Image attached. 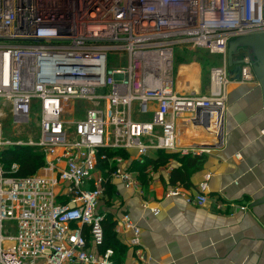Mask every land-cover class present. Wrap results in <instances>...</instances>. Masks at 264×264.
Returning a JSON list of instances; mask_svg holds the SVG:
<instances>
[{
  "label": "built area",
  "instance_id": "1",
  "mask_svg": "<svg viewBox=\"0 0 264 264\" xmlns=\"http://www.w3.org/2000/svg\"><path fill=\"white\" fill-rule=\"evenodd\" d=\"M262 32L264 0H0V104L14 127L29 126L37 111L39 133L35 141L5 140L0 113V158L5 147L30 146L43 161L19 176V164L4 168L0 159V264H118L112 249H100L107 182L143 196L131 160L205 152L179 145L180 123L219 139L228 84L254 79L248 53L231 79L228 43ZM176 46L222 58L209 70L208 93L174 88ZM49 55L60 77L40 72L38 58ZM77 101L88 104L78 118L69 107ZM186 201L202 206L209 197ZM121 222L118 231H130V246L139 247V228L126 213Z\"/></svg>",
  "mask_w": 264,
  "mask_h": 264
},
{
  "label": "crops",
  "instance_id": "2",
  "mask_svg": "<svg viewBox=\"0 0 264 264\" xmlns=\"http://www.w3.org/2000/svg\"><path fill=\"white\" fill-rule=\"evenodd\" d=\"M191 65L200 78L198 63L178 65L172 70L176 90L185 84L180 68ZM187 83L191 84L182 92L208 93L209 84L203 88L199 84L195 91L188 90L192 82ZM223 116L219 139L180 123L179 145L206 151L200 155L166 153L171 157L164 165H148L143 172L145 183L140 180L143 196L112 183L116 197L110 200L109 213L126 248L120 264H264V203L255 204L264 198V108L257 82L230 85ZM187 156H204L201 169L191 171L186 186L169 185L171 170L181 167ZM146 158L155 160L156 153ZM172 190L178 194L171 195ZM201 192L209 197L205 205L186 201ZM124 213L139 228V247L130 246V231H118L123 224L117 225L116 220Z\"/></svg>",
  "mask_w": 264,
  "mask_h": 264
},
{
  "label": "trees",
  "instance_id": "3",
  "mask_svg": "<svg viewBox=\"0 0 264 264\" xmlns=\"http://www.w3.org/2000/svg\"><path fill=\"white\" fill-rule=\"evenodd\" d=\"M184 48V47H183ZM205 51V50H204ZM109 156L114 154L123 155L125 152L121 150H106ZM126 155V154H125ZM171 155L164 154L161 151L156 153L155 160L144 159L143 162H138L136 160H131L128 169L136 170L141 172L140 180L145 183V176L143 175L144 170L148 165H154L155 167L164 165ZM126 158V156H124ZM1 162L6 165L4 168H8L12 163L19 164V176H27L34 174L36 170L43 164L42 157L39 153H33L28 148H22L14 146L11 148H6L2 150ZM205 161L204 156H187L181 161V167L171 170L170 177L168 180L169 185L173 186L176 183L185 184L188 181L191 171L200 170ZM102 165V164H101ZM112 184V183H111ZM186 186V184L184 185ZM116 197L115 187L106 185V206H110V200ZM115 221L113 216L108 212L106 213L105 219L102 223L103 227V244L100 247L101 250L110 248L114 252L113 259L120 264L123 260L126 248L119 240L116 232L114 231ZM101 252V251H100Z\"/></svg>",
  "mask_w": 264,
  "mask_h": 264
},
{
  "label": "rangeland",
  "instance_id": "4",
  "mask_svg": "<svg viewBox=\"0 0 264 264\" xmlns=\"http://www.w3.org/2000/svg\"><path fill=\"white\" fill-rule=\"evenodd\" d=\"M174 52H175V56L173 59L172 70H174V68L178 65L190 64L191 62H196V63H198V65L200 67V71H201L200 72V78H199L197 75V68L195 67V65L182 66L179 70L180 71L179 75L183 76V78L185 77L184 81H183V83H185V84H179L178 85L179 86L178 91H181V88L184 89V88H186L185 86L191 84V83H187L189 81L192 82V85L189 88H187L188 90L197 91V87L199 86V84H200L201 88H203L205 85H208L209 84V70H210V68L212 66L220 65L222 62L221 57L212 56L202 49L183 48L182 46H176ZM124 55H125V53L122 55H120V54H113V55L109 54V58H108L109 62L112 65H114L117 58L119 57L120 59H123ZM243 56H244V52L239 51L237 54L233 55V60L240 59ZM123 63H124V61H123ZM181 71H183V72H181ZM198 78L200 79V81L198 80ZM196 80L199 81V83ZM178 81H180V78H178ZM195 82L198 84L195 85ZM253 82H256L255 77L253 79ZM235 83L241 84V82H235ZM235 83L231 82L230 84H228V87L230 85H235ZM226 92H227V90H226ZM226 100H227V97H226ZM74 105H75V111L72 113V116L75 115L76 118L81 117V115H83V113H84V109L86 108V106H88V104L84 103L83 101H77V102L71 103V105L69 107H74ZM0 113L3 114L2 118H1V122L3 125V136H4L5 140H10L13 142H15L17 140L25 142L29 138H31L33 141L37 140L38 134H39L38 133V126H37V121H38L37 111L35 112L32 109V111H31V122H30L29 126H22V127H14L12 125V118H11L10 109L8 106H6V105L2 106L0 104ZM71 118L73 119V117H71ZM136 118L138 120H140V119L148 120L150 117H138L137 116ZM155 132H157V130ZM12 147H14V146H12ZM18 147L28 148L33 153H37L36 147H30V146H18ZM6 148H11V147H5L3 149H6ZM1 153H2V151H1ZM117 155L122 156L123 158H124V156H126V158H124L125 161H128L131 157L127 153H124L123 155H121V154H117ZM1 164H2V162H1ZM2 165L4 167L6 166V165H4V162ZM100 168L102 170V173H105L106 171H109L110 166L102 165ZM37 171H38V169L36 170V172ZM108 183H110V182L108 181L106 185H108ZM110 185H112V184L110 183Z\"/></svg>",
  "mask_w": 264,
  "mask_h": 264
},
{
  "label": "water",
  "instance_id": "5",
  "mask_svg": "<svg viewBox=\"0 0 264 264\" xmlns=\"http://www.w3.org/2000/svg\"><path fill=\"white\" fill-rule=\"evenodd\" d=\"M239 51L248 53L253 57L252 73L261 91L262 108H264V32L242 36L229 41L227 47V66L231 69V79L239 78L240 64L242 59L233 60V55ZM56 55L42 56L40 61V72L51 75L53 78L60 77L54 67ZM264 203V198L256 201L255 204Z\"/></svg>",
  "mask_w": 264,
  "mask_h": 264
},
{
  "label": "bare ground",
  "instance_id": "6",
  "mask_svg": "<svg viewBox=\"0 0 264 264\" xmlns=\"http://www.w3.org/2000/svg\"><path fill=\"white\" fill-rule=\"evenodd\" d=\"M221 111H219L218 113H220ZM219 125H221V121L223 120V114H220V116H219Z\"/></svg>",
  "mask_w": 264,
  "mask_h": 264
}]
</instances>
